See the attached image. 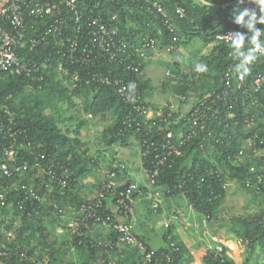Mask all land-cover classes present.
<instances>
[{
  "label": "built area",
  "instance_id": "1",
  "mask_svg": "<svg viewBox=\"0 0 264 264\" xmlns=\"http://www.w3.org/2000/svg\"><path fill=\"white\" fill-rule=\"evenodd\" d=\"M101 1L0 0V21L7 25L0 26V76H19L31 83L42 84L55 73L56 79L69 89L92 85L112 87L128 107L129 127H133L141 137V148L144 155L149 157L151 166L148 173L152 178H157L172 166L176 158L183 156L185 147L200 137L216 138L214 136L219 127L233 120V114L223 116L220 104L225 103L223 106H227L228 110L234 108L236 97L232 77L236 73L232 67L229 68L225 74L224 88L200 98L188 110L175 112L170 108L171 112L167 113L164 107L155 108L144 98L138 80H129L123 75L113 76L111 71L106 70V66L116 64L126 71L140 74L141 63L135 65L129 61H147L156 52V41L141 38L140 46L131 42L121 32L118 15L104 13ZM132 1L144 4L148 12L161 18L170 33L175 34L166 10L158 0ZM177 12L184 16L182 8L177 7ZM234 31L246 30L236 25L219 34L212 46L229 44L226 35ZM39 48H47L50 52L45 57L30 59L29 53ZM167 51L170 52V49ZM166 76L173 86L179 85L180 77L172 70H168ZM196 77H199L198 74ZM263 87L264 74L243 91L244 96L252 98L251 106L257 110L247 117L250 126H257L264 120V106L256 97ZM177 98L187 100L186 96ZM87 119L94 117L88 114ZM161 124H180L183 130L175 140L173 131L166 134L159 129L153 131V128ZM260 129L264 134V125ZM31 145L17 112L9 106H0V264H52L51 257L32 253L28 246L13 238L4 221L5 206L10 196L23 197L19 202L20 209L37 210L49 201L48 191L53 192L55 189L63 194L72 182L73 171L59 159L48 163L45 154L26 159L24 150L30 149ZM244 155L245 150L241 149L233 155V162L237 164ZM254 156L258 163L249 168L245 188L264 195V149L257 148ZM125 167L123 163L113 166L120 173ZM30 173L32 178H39L38 185L23 182L22 178ZM117 176L116 171H110L93 201L79 210L71 209L76 217L68 225L70 235L80 239L78 245H84L82 238L85 232L91 231L93 227H103L113 232L117 239L104 244L90 240V247L106 251L133 249L139 252V264H171L172 254L179 251L175 243L170 244L169 252L159 253L133 232L131 221L135 212L136 194L141 192L132 182L118 191L123 185L114 181ZM47 179L50 180L49 184ZM43 186L47 187L44 193L41 192ZM223 188L226 190L227 185ZM111 203L115 205L117 213L110 210ZM53 208L61 214L65 211L58 204H54ZM158 208L157 202L153 210ZM10 211L14 213V210ZM237 248L244 249L240 241L236 245H219L214 250L221 257L226 255L231 258V253Z\"/></svg>",
  "mask_w": 264,
  "mask_h": 264
},
{
  "label": "trees",
  "instance_id": "2",
  "mask_svg": "<svg viewBox=\"0 0 264 264\" xmlns=\"http://www.w3.org/2000/svg\"><path fill=\"white\" fill-rule=\"evenodd\" d=\"M84 1L90 2V0ZM158 1L166 10L170 23L175 29V34L170 33L161 18L148 12L144 4L132 0H102L100 4L107 15H118L122 34L138 46L142 44L141 38L153 39L156 44L158 38H160L162 46L169 48L170 51L172 48L188 47L194 42H200L203 47H207L215 42L219 34L225 33L236 26L232 22V18L237 7V0ZM177 7L184 10V16L178 14ZM241 7L251 8L253 6L246 3ZM0 26L7 27L1 21ZM258 27L264 28V25H258ZM214 47V52L202 58L203 65L207 66L206 71L195 72L191 75L181 74L182 78H180L179 85L173 86L168 80L164 84V89L176 96H186V98H190L192 93L198 92L200 93L199 99L213 92H220L225 86V74L231 67L235 72V65L238 60L233 57L229 44L215 45ZM49 52L50 50L47 48H39L29 53V56L30 59L36 60V58L47 56ZM129 63L135 65L141 63V73L135 74L126 71L124 67L116 64L107 65L106 70L111 71L113 76L123 75L129 80H138L143 96L147 99L152 91V84L144 76L146 61L132 59ZM175 68L178 71L180 70L178 64H175ZM176 70L172 69L174 73L179 75ZM197 74L199 77H196ZM263 74L264 56H259L250 65V71L243 80L239 79L236 73L232 77V88L236 97L234 108L228 110L227 106H223L225 103L220 104L223 116L233 114V120H229L219 127L214 136L216 138L206 139L200 137L185 147L183 156L176 158L172 166L167 168L159 177L152 178L149 174L154 183L163 188L166 197L183 195L192 208L209 222L218 220L224 210L227 191L223 187L228 182L226 172L231 171V177L234 179L242 178L245 187L247 173L254 164V162L244 164L240 161L235 164L232 160L233 155L238 154L247 139L256 135L258 136L256 139L257 148L264 149V144H261V141H264V134L261 129H247V117L257 110L251 106L252 98L249 95H243L244 89L251 86L254 80ZM56 78V74L53 73L46 82L35 84L19 76H0V106H9L17 112L18 120L26 130L27 137L32 143L30 149L24 150L26 159L31 160L33 157L45 154L48 163L59 159L73 171L70 186L64 189L63 194L54 189L50 201L41 209L24 208L22 210L19 202L23 197L12 195L6 202L5 215L12 209L14 214L20 218L21 222L17 229L19 235L17 240L20 244L27 246L30 239L38 234L42 237L41 244L47 247L50 252L52 264H71L67 255H61L55 251V241H50L54 234H45L46 223L51 221V213L61 215V213L54 210V204H58L61 209L73 212L71 209L79 210L83 205L93 200L83 199L76 191L79 180L87 177L91 170H88L86 165L81 164L79 156L74 150L73 141L69 137V132H64L59 126L64 121L62 118V105L66 104L69 109L73 108L75 106L73 96L91 91L94 94L91 98L85 100L84 111L87 115L91 114L100 121H111V124L104 129L102 135L105 147L112 148L116 144L126 147L132 137L139 141L141 137L133 127H129L127 122L128 107L120 100L112 87L92 85L90 87L69 89ZM199 78H202V84L199 86L194 85L195 80ZM256 97L259 103L264 106V87ZM152 105L155 108L158 107ZM164 109L167 113L171 112L168 107H164ZM174 115L176 116V114ZM70 119L77 121L72 133L78 138L81 130L88 126L89 119L83 120L76 116H72ZM262 122L261 127L264 125V120ZM158 129L164 134L173 131L176 135L175 140L178 133L183 130L180 124L178 126L161 124L153 128V131L156 132ZM210 145L215 148L218 156L217 162H213L208 158ZM119 163L122 164V162ZM142 163L143 167L149 172L151 170L149 157L144 155L143 150ZM110 169L112 172H117V179L125 177L127 173L126 167L121 173L113 167ZM22 179L26 184H39V178H32L31 173L25 175ZM47 183H50L49 179H47ZM129 183L131 182L123 184L122 188L117 190L123 189ZM46 191L47 187L43 186L41 192ZM138 195L137 193L136 197ZM222 227L226 228L241 242L247 254L253 255L258 247L264 248V210L258 215L231 216L224 222ZM111 233L110 237L104 241H94L99 244H104L109 240L115 241L117 237L113 232ZM170 235L171 233L165 236L167 246L156 251L159 253L169 252L170 244L175 243L179 251L172 254L173 261L171 264H183L187 250ZM72 238V244L84 264H93L97 260H100V264H139L140 255L137 250L123 248L106 251L102 248L90 247L89 241L93 239L89 236V231L85 232L82 238L85 242L84 245H78L80 240L78 237ZM30 250L34 253L37 248L32 247ZM202 264H235V262L226 255L221 257L213 249L207 252Z\"/></svg>",
  "mask_w": 264,
  "mask_h": 264
},
{
  "label": "rangeland",
  "instance_id": "3",
  "mask_svg": "<svg viewBox=\"0 0 264 264\" xmlns=\"http://www.w3.org/2000/svg\"><path fill=\"white\" fill-rule=\"evenodd\" d=\"M158 46L156 48V52L153 55L154 57H149L146 61V68L144 70V76L150 78L152 83V92L153 96L150 98V101H155V96H159L161 100L160 103L156 106L158 107H168L173 108L175 112H179L180 108H183L184 105L189 102V98L186 101L179 100L174 93L167 92L164 89V84L168 81L166 73L168 70L175 69V64H178L180 70H176L179 73L180 78L182 75H191L197 72L195 70V66L199 64H204L202 58L204 56H208L212 52H214L215 47L208 48L203 47L200 42H194L188 47H183L179 49H174L170 52L167 51L168 48L162 46L161 39L158 38ZM202 84V78L195 80L194 85L199 86ZM171 88V87H170ZM93 92L86 91L81 95L73 96V100L75 106L73 108L68 107V105L63 104L62 110L64 119L63 122L59 124L60 128L63 129L64 132H69V137L73 141L74 150L79 156V161L81 164L86 165L88 170H91L87 175V178H105L108 173L111 171L110 160L112 158L110 152L107 147L103 145L102 135L103 131L107 126L106 122L100 121L98 118L89 119L88 126L84 127L79 137H75L72 133L77 125L76 120H71L72 116H76L80 119L87 120V114L84 111L85 100L87 98H91L93 96ZM167 97L171 98V101L164 102ZM200 93L195 92L191 94L192 99H199ZM163 99V100H162ZM194 101V100H191ZM174 106V107H172ZM261 123L257 126H250L247 124V127L258 128L260 130ZM247 128V129H249ZM246 143L248 145L245 146V149L248 151L246 154L247 160L250 158H254L255 150L257 149L256 139L255 137L250 138ZM209 160L213 162L218 161V156L215 152V148L210 145L209 146ZM109 156V160L106 159V156ZM255 159V158H254ZM240 161V160H239ZM243 161V160H242ZM254 165V164H253ZM138 169L141 170V167L138 166ZM226 176L228 179L227 182V194L228 198L226 199L227 211H225L224 218L235 216V215H258L264 210V195L259 194L254 191H249L244 187V181L242 178H232V172L227 171ZM93 180V179H91ZM163 191V188H162ZM52 192L48 191L47 196L50 201ZM48 201V202H49ZM65 210V209H64ZM51 221L46 223V235L54 234L53 238H50V241H55V251L58 254H65L68 257V261L71 264H84L83 260L79 257L76 248L72 244V236L68 231V225L74 219L71 212L65 210L63 214L58 215L51 213ZM151 216H161L162 213L151 211ZM5 225L8 233L15 239L19 237L17 234L18 226L20 225V218L17 217L13 212H8L4 217ZM45 236V235H44ZM233 238V237H230ZM236 239H229L228 233L225 238H222V241L225 243L227 241L236 242ZM42 237L36 234L35 237L31 238L29 244H27L28 248L36 247V253H41L42 255H47L50 257V252L47 247H44L42 244ZM160 246H166L161 239L157 242ZM191 259H193L192 255H189ZM233 258L236 264H264V248L258 247L256 257L253 255H249L246 252L242 253L241 250L237 251L233 254ZM100 264V260H97L96 263Z\"/></svg>",
  "mask_w": 264,
  "mask_h": 264
},
{
  "label": "crops",
  "instance_id": "4",
  "mask_svg": "<svg viewBox=\"0 0 264 264\" xmlns=\"http://www.w3.org/2000/svg\"><path fill=\"white\" fill-rule=\"evenodd\" d=\"M212 47L214 46H208V48ZM154 54L150 57L153 58ZM145 78L150 80V78L146 75ZM152 96L153 92L151 91L147 100L151 104L158 105L161 98L159 96H155V101H150ZM197 100L199 99L189 98V102L187 104L190 105H184L183 108H180L178 111L188 110L197 102ZM168 101H171L170 97H167L164 102ZM103 122L107 123L106 127L111 124V121ZM249 139L245 141V144L241 148L245 150V155L241 158L240 162H243L244 164L254 162L255 165L258 163L255 156H252L255 159H245L246 154L248 153L245 146L248 145L246 143ZM107 149L112 156L110 160L111 167H113L116 163L122 162L126 166L127 170L125 177L119 179L115 178L114 181L120 185L132 182L138 186L139 190H141V194H139L136 198L135 212L131 224L135 235L144 240L149 247L155 250L165 248L167 245L160 246L157 242L161 239L165 244H167L165 236L171 233L170 237H174L177 243L184 246L187 250L183 264H202L208 251L213 250L222 244L236 245L237 242H239L234 235L229 233L226 228L222 227L226 221V218H224L226 217L224 215L225 211H227V208L225 207L226 203L224 204V210L219 219L209 222L205 217L197 213L192 208L188 200L183 195L166 197L162 188L154 183L147 170L143 167L142 148L138 139L132 137L129 145L126 147L116 144L112 148ZM109 156L110 155L106 156L107 160L110 159ZM138 166L141 167V170L138 169ZM103 180H105V178L85 177L80 179L77 185V194L87 201L95 199L98 193L99 185ZM227 198L228 194L226 199ZM157 202L159 203V208L155 211L153 210V205ZM109 207L113 213H117V209L114 204H109ZM151 211L162 213V215L152 217L150 214ZM71 213L75 218L76 215L73 212ZM229 217H227V219ZM227 233L229 235V239H236V242L227 241L224 243L222 238H225ZM111 234L112 233L108 229L103 227H93L91 231H89V236L93 240L98 241L108 239ZM239 250L241 249L237 248L231 253V258L233 260V254ZM241 252L244 253L245 250L243 249ZM256 253L257 250L253 254L254 257H256ZM189 255H192L193 259H191Z\"/></svg>",
  "mask_w": 264,
  "mask_h": 264
},
{
  "label": "clouds",
  "instance_id": "5",
  "mask_svg": "<svg viewBox=\"0 0 264 264\" xmlns=\"http://www.w3.org/2000/svg\"><path fill=\"white\" fill-rule=\"evenodd\" d=\"M253 7H241L245 4ZM232 22L246 31H234L226 35L229 37V45L232 49V55L238 60L235 65V72L239 79L243 80L250 71V65L253 64L259 56H264V28L258 25H264V0H237V7L234 10ZM197 72H204L207 66L197 64Z\"/></svg>",
  "mask_w": 264,
  "mask_h": 264
}]
</instances>
